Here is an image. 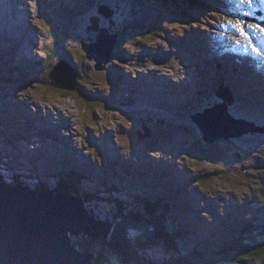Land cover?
<instances>
[{"label":"rangeland","instance_id":"1","mask_svg":"<svg viewBox=\"0 0 264 264\" xmlns=\"http://www.w3.org/2000/svg\"><path fill=\"white\" fill-rule=\"evenodd\" d=\"M23 2L14 3L22 16L14 35L11 26L0 24V174L4 181L11 183L18 176L23 186L33 190L39 183L52 187V174L73 168L86 177L75 189L90 192L85 206L100 219L112 211V198L140 203L135 191L124 195L133 183L141 185L139 193L149 194L146 198L170 192L171 216L179 219L184 236L167 253L157 248L161 241H148L138 249L146 264H165L177 254L183 256V248L195 246L191 239L196 236L200 245L213 246L241 235L250 224H264V134L247 133L208 144L191 119L203 108L214 107L221 94L232 99L228 111L233 117L264 124L261 80L263 92L252 94L248 81L228 74L204 76L195 69L192 53H198L197 47L205 48L199 41L214 44L196 31L229 27L224 32L228 35L234 31L231 25L237 28L238 23L243 32L256 28L259 22L246 4L232 13L225 0L222 6L229 10H189L184 5L188 0ZM101 6H107V17L105 11L97 13ZM94 15L100 18V27L117 36L105 70H97L81 49L82 43L94 41V32L86 33ZM254 31L246 40L263 39L255 65L262 68L264 32ZM183 34L177 44L175 39ZM52 49H57L56 63L65 60L76 74L75 90L57 88L50 80L56 66ZM195 73L201 77L192 92L179 88ZM256 74L264 75L263 68ZM189 97L194 98L188 104ZM233 99L239 100L234 106ZM144 128L149 130L146 137ZM9 158L14 165L8 166ZM36 170L40 177L34 175ZM110 187L116 191L109 194ZM258 232H263L264 244V226ZM100 245L89 244L98 253ZM152 248L159 251L153 258L162 263L141 258L148 251L155 253ZM104 251L118 257L116 251ZM259 263L260 257L250 255L240 264Z\"/></svg>","mask_w":264,"mask_h":264},{"label":"water","instance_id":"2","mask_svg":"<svg viewBox=\"0 0 264 264\" xmlns=\"http://www.w3.org/2000/svg\"><path fill=\"white\" fill-rule=\"evenodd\" d=\"M98 8L97 13L105 11L107 17V6ZM99 22L97 15L89 18L86 33L94 32V41L82 43L81 49L97 70H105L117 36ZM49 78L57 88L76 89V74L66 61L58 62ZM191 119L208 144L247 133L264 134V127L233 117L226 104L205 109ZM144 130L146 137L149 130ZM112 230V224L91 215L81 197L67 191L56 193L52 187L33 190L22 184L13 186L0 174V264H96L92 254L77 247L74 240L87 238L107 244Z\"/></svg>","mask_w":264,"mask_h":264},{"label":"trees","instance_id":"3","mask_svg":"<svg viewBox=\"0 0 264 264\" xmlns=\"http://www.w3.org/2000/svg\"><path fill=\"white\" fill-rule=\"evenodd\" d=\"M184 5H186L189 10L190 7L191 9L193 7L206 8V5L200 0H188ZM182 12L180 11V13ZM184 14L189 16L186 13ZM112 34H115V32ZM84 36H86V34ZM56 52L57 49L50 50V57L52 54L55 63L58 55ZM217 97L218 101L221 103L224 102L227 103L228 107L231 106V98H226L221 94H218ZM234 101L239 102V100L233 99V106ZM1 160L2 155L0 154V164L2 163ZM11 161V159L7 161L9 162L8 166H10V164L14 165L15 161ZM36 172L38 171L36 170ZM51 179L53 181L52 188L56 193L62 191L74 193V195L81 197L85 203L91 198L90 192L87 194L82 191L81 194L79 190L75 189V185H81L80 181H86V177L82 176L81 173L73 168L66 169V171L60 173L56 172L52 174ZM10 184L15 186L16 184L23 183L18 176H15L11 179ZM139 186H141L139 183H133V186L131 188H126V192L124 193L127 197L130 191H135L137 193L136 196L140 197L139 204H134L131 200L119 201L121 198H112L110 200H112L111 203L113 208L112 211H109V213L106 214L105 219L95 217L93 212L90 211L95 219L103 220L113 225V230L107 244L94 242L87 238L74 240V244L77 247L92 254L96 264H130L129 262H133V264H146L139 258L140 255H138V249L144 247V244L148 241L154 242L155 238L161 241V244H158L162 248H157L163 253L164 250H166V253L167 251H172L175 247V243H181L184 236V229L180 228L179 219L171 216L173 211L169 205V190L168 194L165 191H160L158 193H153L155 195L146 198L149 194H146V192L143 191L142 193H139ZM36 187L38 189L48 188L44 183H39ZM108 189L109 194L116 191L115 187H110ZM129 207L133 209H129ZM260 226L262 227L264 224H250L248 227L241 230V235L232 236L221 241V244H213V246L206 244L203 246L200 245L197 239L198 237L196 236V238L194 237L191 239L192 242L196 243L191 250L187 251V249L183 248L185 257L184 254L183 256L180 255L181 257L177 254L176 257L169 258L170 260L165 264H240L242 260L250 255L260 257L259 264H264V244L260 238V235L263 234V232H258L261 231ZM98 243H100V246L102 247L99 253L92 250L89 246V244L92 245ZM152 249L155 250V253L150 251L151 254H149L148 251V255L144 256L143 254L141 258L145 261L152 260L153 262H161L159 259L153 258V254L155 255L158 250L154 248ZM104 250L116 251L118 257L113 258L112 256L107 255ZM260 254L263 255L261 256Z\"/></svg>","mask_w":264,"mask_h":264},{"label":"bare ground","instance_id":"4","mask_svg":"<svg viewBox=\"0 0 264 264\" xmlns=\"http://www.w3.org/2000/svg\"><path fill=\"white\" fill-rule=\"evenodd\" d=\"M15 1L16 0H13V2L11 3V0H0V10H1L0 13L2 14L1 15V18L2 19L0 21V24L2 26H4V27H10L11 26L12 28H11L10 31H11L12 35H14V29H15V27L18 28V23H20V21H22L21 13L16 8V5L14 4ZM200 1L202 2V0H200ZM225 1L231 7V10H229L226 7H223L222 4H220L221 3V0H212V3L213 2H216L215 5L217 7H219V8H226L229 11H231L232 13H238V12H240L241 10L244 9V4H246L249 10H252V11L255 10L256 11V13H254V12H252V13L254 14V16H258L257 17L258 20L264 21V2H262V0H250V5L251 6H249V3H241V0H225ZM205 2L208 3L209 0H205ZM17 3L24 4L23 0H17ZM25 9L26 8L23 7V10H25ZM190 9H191V7H190ZM11 16L13 17V19L10 18ZM14 19L16 20L15 22L13 21ZM231 26H233V30L234 31L231 33V34H233L234 32H236L237 28L233 24ZM227 28H229V27L224 28V30L226 31ZM250 28L251 29H254V26H251ZM188 30H190V29H187L186 31H188ZM257 32H259L261 34L260 30L256 28L255 31H254V34H256ZM248 36L249 35H247L245 38H247ZM250 36H251V34H250ZM184 38H185V34H183L182 37L176 38L175 41H176L177 44H179V41L183 40ZM262 42H263V39H261V37H259V38H257V40H255L253 42H248L246 40V41L240 43V46H242V44H244L245 46H250V44L252 46H254L256 44L257 45L258 44L259 45H262ZM107 43H109L108 40H107ZM199 43L201 45H205V48H203V47H197L198 53L195 52V51H192V53H195L196 54L195 69L201 70L200 72L202 74H204V76H206L205 74H207V75H216V72L218 70L210 65V63L212 62V60L214 61V59L218 60L219 63L221 64V66H223V67L225 66V64L226 65H229L230 64V66H225V69H227V74L229 76L233 77V76L236 75V71H235V69H234L233 66H235L237 68L238 75H240L243 72V71L241 72V64H240V61H242L244 58H250V56L246 53V50L244 48H241V47H234V46H229L228 45L225 48H222L221 46L216 47L214 44L212 46H209L208 43H206V42L199 41ZM106 48L108 49V46ZM112 49H113V47H112ZM191 49H192V46L190 47V50ZM82 51H84V50L82 49ZM223 54L225 55V57H227V60H229V59L231 60L232 59L231 60L232 63L230 61H227L224 58ZM200 57L203 58L204 60L201 59ZM210 59H212V60L209 62ZM231 64H233V66ZM260 70H262V68L260 66L259 67L258 66H255V68H254L253 65H251V64L248 65L246 67V69H245L246 80L249 82L248 86L250 87L251 90L254 91L252 93L259 94L260 92L261 93L263 92V89L260 88V86L258 85V82H259V80H261L264 83V75H258V74H256V73L260 72ZM200 77L201 76L198 74V81L199 82H200ZM193 78H194V76L191 78V80L187 81V83H185L184 86H182L183 84H181L179 86V88L182 87V90H185L186 89V90H190V92H192L195 89V86L199 84L198 81H197V83H195V81L192 80ZM196 92H198L200 94L203 93V92H199V91H196ZM194 94H197V93H194ZM197 95H199V94H197ZM177 98H178V96H177ZM193 98L194 97H192V98L189 97L188 104H189V101H191ZM218 102L219 101L217 100L215 104H217ZM196 105H194V106H196ZM212 112H214V109L212 110ZM34 175L35 176L37 175V172L36 171L34 172ZM159 175H160V173L158 174V176ZM161 187L167 188L168 187V184L167 183L166 184H162ZM34 189H38V188L37 187H34Z\"/></svg>","mask_w":264,"mask_h":264},{"label":"snow or ice","instance_id":"5","mask_svg":"<svg viewBox=\"0 0 264 264\" xmlns=\"http://www.w3.org/2000/svg\"><path fill=\"white\" fill-rule=\"evenodd\" d=\"M262 2H264V0H262ZM241 3H249V6H251V5H250V0H241ZM237 28L240 30V34H241V35H244L243 29L240 28L239 23L237 24ZM261 31H264V29H262ZM253 51L255 52L256 49L254 48Z\"/></svg>","mask_w":264,"mask_h":264}]
</instances>
